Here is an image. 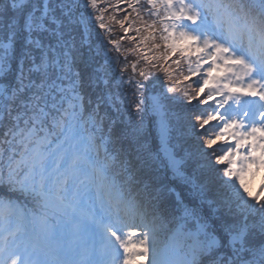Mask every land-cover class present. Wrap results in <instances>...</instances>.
I'll list each match as a JSON object with an SVG mask.
<instances>
[{"label": "snow or ice", "instance_id": "6c2138e0", "mask_svg": "<svg viewBox=\"0 0 264 264\" xmlns=\"http://www.w3.org/2000/svg\"><path fill=\"white\" fill-rule=\"evenodd\" d=\"M124 2L0 0V264H264V0Z\"/></svg>", "mask_w": 264, "mask_h": 264}, {"label": "trees", "instance_id": "16d2710c", "mask_svg": "<svg viewBox=\"0 0 264 264\" xmlns=\"http://www.w3.org/2000/svg\"><path fill=\"white\" fill-rule=\"evenodd\" d=\"M113 4L116 3V0H111ZM126 0L124 3H121L120 7L121 9L126 8ZM128 11H131V9H128ZM113 10L110 8L109 12L106 13V15H112ZM116 20L123 19L125 13L124 11H116L115 13ZM111 26L113 28V33L115 38H120L124 35L123 30L120 28L119 24H117L115 21L111 23ZM98 28V26H97ZM83 27L81 26L80 32L83 33ZM99 35H97L96 31H93L92 33L83 36V44L81 46V60L78 62V67L77 70L81 71L82 74L86 77L88 73L92 72L95 70L96 67H98L100 64L104 62V57H105V49L103 47V44L106 42L104 40V35L103 31L99 30ZM133 33H128V35H132ZM100 38L101 42H96ZM81 39V36H77V41L79 42ZM104 40V42H103ZM122 46L124 48L130 47L129 43L127 40L122 41ZM131 59V57H130ZM195 79V78H194ZM195 85H193L194 87ZM162 89H160L158 86L155 89L154 93H149V95H153L156 93L161 92ZM171 95V94H169ZM146 103H150V101H146ZM165 104L167 106V112H168V118L170 125L172 127V144H176L177 141L179 140L180 143L184 144V147L186 149L191 150L193 148V145L195 143V139L193 137L191 138H184L182 137V131L184 127V121L183 118L186 116L188 112V107L186 105H183L178 102H173V101H165ZM195 104V102H194ZM201 107H204L203 105ZM156 120L157 117L155 116H149L145 119V135L147 137V142L151 149L154 152H157L160 150V138L157 133V128H156ZM210 127V125H209ZM220 144V142H218ZM162 155V153H161ZM196 167V162L194 160L188 161L187 164V170L191 172L194 168ZM169 178L171 179V174L169 173ZM183 191L184 196H188L189 193L187 189L184 186H179L176 188V192L179 193ZM248 191L252 194L255 195L254 191L250 190L248 188ZM257 195V194H256ZM173 198H175V194H173ZM174 227V225H169V229ZM170 234L169 231H165L163 235V239L167 240L168 235Z\"/></svg>", "mask_w": 264, "mask_h": 264}, {"label": "rangeland", "instance_id": "374dc122", "mask_svg": "<svg viewBox=\"0 0 264 264\" xmlns=\"http://www.w3.org/2000/svg\"><path fill=\"white\" fill-rule=\"evenodd\" d=\"M80 2L82 3L83 0H80ZM104 40H105V38H104ZM104 40H103V42H104ZM96 42H101L100 38ZM109 47H111V45H109ZM156 128H157V133H158L159 138H160V133H159V129L157 127V124H156ZM220 143H222V142H220ZM160 146H161V140H160ZM244 182L247 185V187L250 190H252V192L254 191L255 195H253V196H256V194H257V195L261 196L262 198H264V169L255 172L254 175H245L244 176Z\"/></svg>", "mask_w": 264, "mask_h": 264}]
</instances>
